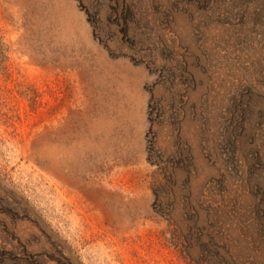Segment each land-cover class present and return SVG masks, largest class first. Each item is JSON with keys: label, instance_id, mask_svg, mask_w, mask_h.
<instances>
[{"label": "rangeland", "instance_id": "obj_1", "mask_svg": "<svg viewBox=\"0 0 264 264\" xmlns=\"http://www.w3.org/2000/svg\"><path fill=\"white\" fill-rule=\"evenodd\" d=\"M197 223L264 258V0H0V264H203Z\"/></svg>", "mask_w": 264, "mask_h": 264}, {"label": "trees", "instance_id": "obj_2", "mask_svg": "<svg viewBox=\"0 0 264 264\" xmlns=\"http://www.w3.org/2000/svg\"><path fill=\"white\" fill-rule=\"evenodd\" d=\"M197 225L198 223L187 233L185 238L187 244L182 249L186 253L190 252L191 248L201 250L200 262L203 264H264V258L255 253L246 256L247 252H243L241 258L239 247L231 242L228 230L215 231L207 227L198 229L195 228ZM176 231L181 230L176 227ZM193 231L196 235L192 238ZM258 253H262V251Z\"/></svg>", "mask_w": 264, "mask_h": 264}, {"label": "bare ground", "instance_id": "obj_3", "mask_svg": "<svg viewBox=\"0 0 264 264\" xmlns=\"http://www.w3.org/2000/svg\"><path fill=\"white\" fill-rule=\"evenodd\" d=\"M5 1V0H4ZM18 1V0H17ZM14 2V1H13ZM20 2V1H19ZM27 2H29V1H27ZM30 3V2H29ZM47 3V2H46ZM10 4V3H9ZM13 4V3H12ZM35 4V3H34ZM40 4V3H39ZM43 4V3H42ZM14 5H17V4H14ZM37 5V4H36ZM11 6V5H10ZM19 6V5H18ZM28 6V5H27ZM21 7V6H20ZM19 7V8H20ZM40 7V6H39ZM43 7V6H42ZM28 8V7H27ZM7 9V8H6ZM11 10H12V8H10ZM25 9H26V7H25ZM43 9V8H42ZM47 9V8H46ZM9 12V11H8ZM14 13H15V11H14ZM37 13V12H36ZM55 14V13H54ZM40 15H41V13H40ZM42 17V16H41ZM54 17H55V15H54ZM53 17V18H54ZM52 18V19H53ZM21 20H23V19H21ZM58 20H59V18H58ZM61 20V19H60ZM75 20V19H74ZM54 21V20H53ZM54 22H57L56 20L54 21ZM54 22H53V24H54ZM58 23V22H57ZM55 26V25H54ZM58 26H59V23H58ZM56 27H57V25H56ZM58 30H60V29H58ZM66 32V31H65ZM61 34V33H60ZM64 34V33H63ZM61 37V36H60ZM62 41V40H61ZM63 42V41H62ZM56 43H58V42H56ZM52 61V60H51ZM54 61V60H53Z\"/></svg>", "mask_w": 264, "mask_h": 264}]
</instances>
